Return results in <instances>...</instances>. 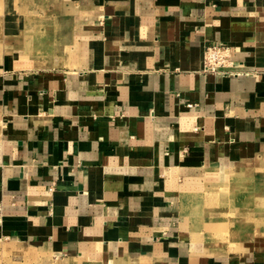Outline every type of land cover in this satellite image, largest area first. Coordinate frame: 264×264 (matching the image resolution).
<instances>
[{
	"label": "crops",
	"instance_id": "crops-1",
	"mask_svg": "<svg viewBox=\"0 0 264 264\" xmlns=\"http://www.w3.org/2000/svg\"><path fill=\"white\" fill-rule=\"evenodd\" d=\"M55 5L2 23L0 242L45 264H264V0ZM211 44L231 48L217 73Z\"/></svg>",
	"mask_w": 264,
	"mask_h": 264
},
{
	"label": "rangeland",
	"instance_id": "rangeland-1",
	"mask_svg": "<svg viewBox=\"0 0 264 264\" xmlns=\"http://www.w3.org/2000/svg\"><path fill=\"white\" fill-rule=\"evenodd\" d=\"M56 0H0V34L2 29V23L6 15H9L10 10L16 12L20 18L24 19L27 23L32 18H42V17H53L57 10H55ZM263 158L260 156L258 159ZM234 173L228 175V177L233 180ZM260 209H264V202L259 205ZM225 231L228 228L226 223L221 224ZM221 225L218 227L217 232L222 233L220 230ZM9 244L6 242H0V264H45L46 262H38V253L33 251H25L24 255H15L14 251L9 250ZM19 251V250H17ZM76 262V261H75ZM59 260H51L49 264H57ZM76 264V263H75Z\"/></svg>",
	"mask_w": 264,
	"mask_h": 264
},
{
	"label": "built area",
	"instance_id": "built-area-1",
	"mask_svg": "<svg viewBox=\"0 0 264 264\" xmlns=\"http://www.w3.org/2000/svg\"><path fill=\"white\" fill-rule=\"evenodd\" d=\"M231 48L227 45L211 44L204 49L203 71L217 73L232 64ZM54 186L51 187V190Z\"/></svg>",
	"mask_w": 264,
	"mask_h": 264
},
{
	"label": "bare ground",
	"instance_id": "bare-ground-1",
	"mask_svg": "<svg viewBox=\"0 0 264 264\" xmlns=\"http://www.w3.org/2000/svg\"><path fill=\"white\" fill-rule=\"evenodd\" d=\"M220 230H221V232H222V230H224V227H223V225H221V227H220ZM76 260H74V259H72L69 263L70 264H75V263H77V261L75 262Z\"/></svg>",
	"mask_w": 264,
	"mask_h": 264
}]
</instances>
